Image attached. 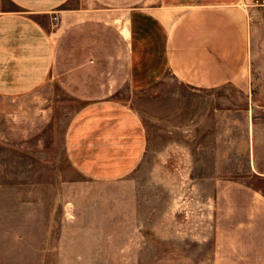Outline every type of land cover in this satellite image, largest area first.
Returning <instances> with one entry per match:
<instances>
[{
	"label": "rangeland",
	"instance_id": "rangeland-1",
	"mask_svg": "<svg viewBox=\"0 0 264 264\" xmlns=\"http://www.w3.org/2000/svg\"><path fill=\"white\" fill-rule=\"evenodd\" d=\"M254 7L245 88L193 92L167 74L147 92L120 93L149 132L129 182L86 181L70 166L65 133L84 103L55 82L0 99V264L138 243L172 252L158 264H264V5Z\"/></svg>",
	"mask_w": 264,
	"mask_h": 264
},
{
	"label": "crops",
	"instance_id": "crops-1",
	"mask_svg": "<svg viewBox=\"0 0 264 264\" xmlns=\"http://www.w3.org/2000/svg\"><path fill=\"white\" fill-rule=\"evenodd\" d=\"M257 4L264 0H0V99L55 82L84 103L65 133L70 166L86 181L129 182L149 132L120 93L147 92L167 74L193 92L245 88ZM28 257L31 264L174 259L154 243L47 248Z\"/></svg>",
	"mask_w": 264,
	"mask_h": 264
}]
</instances>
